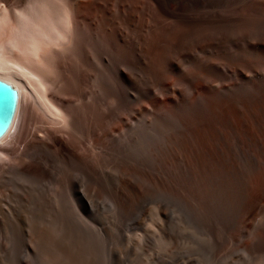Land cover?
Returning <instances> with one entry per match:
<instances>
[{"label":"rangeland","instance_id":"rangeland-1","mask_svg":"<svg viewBox=\"0 0 264 264\" xmlns=\"http://www.w3.org/2000/svg\"><path fill=\"white\" fill-rule=\"evenodd\" d=\"M98 4L60 12L52 47L39 29L37 55L10 40L0 264H264V0ZM35 140L57 205L24 166Z\"/></svg>","mask_w":264,"mask_h":264},{"label":"bare ground","instance_id":"bare-ground-1","mask_svg":"<svg viewBox=\"0 0 264 264\" xmlns=\"http://www.w3.org/2000/svg\"><path fill=\"white\" fill-rule=\"evenodd\" d=\"M1 2L3 3V8H2L3 10L0 11V77L5 78L11 81L12 83H14L19 88V90H21V92L22 89L17 82L16 74H19V72L21 74H26V73L19 68L20 64H18L17 62H13V60L10 59L13 58L11 57V55L13 56L15 55L14 54L15 51L13 48V45L15 44L10 45L9 44L10 40L13 39L14 43L15 42L19 44L22 43L24 46L28 47V49L30 50L29 52L35 53V55H37L40 49V46H37L39 40L37 36L38 30L41 29L44 33L43 35L45 38L43 40L45 43L44 45L47 46L48 48L49 46L52 47L55 41L53 36L50 35V31L52 33L51 29L55 25L54 23L55 17L58 14H60V12L63 13V10L65 9L66 11L71 12L69 14H71V17L74 21L76 17L80 15L79 12L81 13V11L79 10L81 9V6L84 4L87 5V3H92L97 8L95 10L101 9L100 5L98 4L99 0H97V2L95 0H0V3ZM175 5H176L175 1L172 4V7L159 3V7L164 10H169L170 8L176 7ZM17 10L22 11V16H20L21 14L20 11L19 14ZM64 14H66V12ZM67 17H69V15H67ZM8 54L11 55L8 56ZM256 72L258 73V71ZM20 111H21V103L18 107L11 128L6 133V135L0 138V142L11 134L12 129L14 128L16 121L18 120V117L20 115ZM55 142H57L59 146L58 150L60 154L65 155L71 151V148L68 146V144H66L64 140L59 138ZM28 145L30 146V149L33 148V153L27 152V157L29 158V162L26 161L23 162L25 163L24 166L31 168L33 170L34 169L40 170L41 173L48 176V183L43 181L44 183L41 189L42 197L46 200L47 203L51 205H55V204L57 205V202L59 201V195L57 194V191L53 187H49L48 185L49 182L50 183L52 182L54 174L52 172V169L44 165V162L39 160L40 155H38L40 152L43 153L45 156V160H47V162H50L54 157L53 145L44 141H37V140L29 142ZM3 150L0 152V155L6 152ZM7 152L9 153V151ZM6 154L7 153H5V155ZM4 167L5 166H0V172L2 174L4 173V169H3ZM2 174L0 176H2ZM0 178L2 179L3 177ZM0 181H2L1 183H4L5 180L4 181L0 180ZM73 196L75 197V200L78 201L79 200L84 201L87 197L85 193L79 191L78 189L75 191V195ZM25 230L26 232L30 231L29 229H25ZM29 233L33 234V231Z\"/></svg>","mask_w":264,"mask_h":264},{"label":"water","instance_id":"water-1","mask_svg":"<svg viewBox=\"0 0 264 264\" xmlns=\"http://www.w3.org/2000/svg\"><path fill=\"white\" fill-rule=\"evenodd\" d=\"M19 102V88L11 81L0 77V138L11 128Z\"/></svg>","mask_w":264,"mask_h":264}]
</instances>
